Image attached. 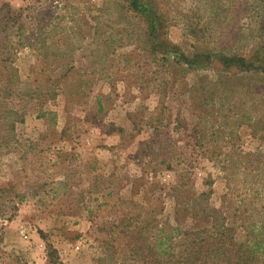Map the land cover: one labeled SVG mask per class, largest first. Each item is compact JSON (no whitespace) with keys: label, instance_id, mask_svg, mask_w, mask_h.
<instances>
[{"label":"rangeland","instance_id":"374dc122","mask_svg":"<svg viewBox=\"0 0 264 264\" xmlns=\"http://www.w3.org/2000/svg\"><path fill=\"white\" fill-rule=\"evenodd\" d=\"M157 1L187 56L264 42L262 0ZM145 29L127 0H0V264H112L126 216L264 220V73L160 60Z\"/></svg>","mask_w":264,"mask_h":264},{"label":"trees","instance_id":"16d2710c","mask_svg":"<svg viewBox=\"0 0 264 264\" xmlns=\"http://www.w3.org/2000/svg\"><path fill=\"white\" fill-rule=\"evenodd\" d=\"M264 8V0H262ZM128 8L135 12L146 24V32L153 52L164 50L160 60L168 59L169 54L176 60L188 65L200 62L217 63L226 71L262 72L264 73V42L249 54L224 52L222 50H199L196 48L191 56L177 52L167 41L160 39V32L165 27L164 15L157 0H127ZM264 27V22L262 23ZM192 32V35H196ZM220 71V70H219ZM74 74L70 67L63 72L65 79ZM218 76H225L219 74ZM201 196L204 193L200 194ZM209 226L184 229L175 225H166L153 218V232L145 221L131 222L133 216L121 218L113 224L109 238L105 243L106 254L102 262L121 264L132 260V264H264V220L248 221L244 228L246 235L239 238L236 234L238 225L228 218L224 207H212ZM143 223V224H141ZM41 231V230H39ZM42 234V231H41ZM122 238L121 242H117ZM124 240V241H123ZM123 241V258L117 259L114 247ZM115 243V244H114ZM49 257L54 259V248L49 249ZM54 263L55 260H53Z\"/></svg>","mask_w":264,"mask_h":264}]
</instances>
